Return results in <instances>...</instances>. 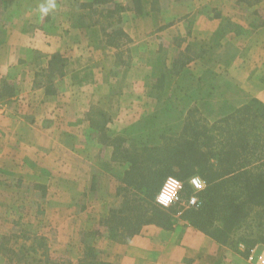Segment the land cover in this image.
Masks as SVG:
<instances>
[{"label":"crops","instance_id":"0c3cea01","mask_svg":"<svg viewBox=\"0 0 264 264\" xmlns=\"http://www.w3.org/2000/svg\"><path fill=\"white\" fill-rule=\"evenodd\" d=\"M139 1L140 14L131 0L94 11L86 6L91 0H0V180L5 171L30 175L33 164L38 178L51 179L42 165L61 166L65 158L83 167L82 142L89 161L103 153L109 165L111 139L127 136L132 123L170 113L137 106L154 99L131 90L150 75L165 88L182 85L185 98L191 91L195 113L210 123L253 99L264 103V0ZM117 7L110 19L107 12ZM114 29L120 39L111 38ZM54 56L63 70L42 81ZM179 57L192 59L175 75ZM47 146L54 157L43 162L39 153L40 164L33 154ZM240 235L230 246L187 223L170 230L147 225L126 244H98L105 242L113 264H259L264 241L253 234L241 243ZM0 263L6 264L1 254Z\"/></svg>","mask_w":264,"mask_h":264},{"label":"trees","instance_id":"16d2710c","mask_svg":"<svg viewBox=\"0 0 264 264\" xmlns=\"http://www.w3.org/2000/svg\"><path fill=\"white\" fill-rule=\"evenodd\" d=\"M110 2L113 0H91L86 6L94 11V7ZM131 3L140 14V1L131 0ZM117 9L120 10L117 7L107 12L110 19ZM111 38L120 39V29H114ZM190 59L177 60L172 73L179 75ZM63 67L62 61L54 56L48 70L50 75L59 74ZM161 81L159 89L163 88ZM156 99L159 102L160 98ZM193 109L196 112L195 107ZM193 111L188 110L184 126L167 128L169 133L160 130L156 142L149 139L154 135L151 134L156 126L153 123L140 129L142 133L146 131L143 141L110 142L112 159L125 167L115 194L120 201L99 223L104 230L94 228L85 233L79 264H113L95 246L99 239L126 244L147 225L172 229L175 224L172 209L162 208L155 202L163 181L169 176L184 182L196 175L206 185L202 206L197 211L186 210L182 216L187 217L190 226L223 245L231 246V237L240 232L237 240L241 243L249 242L248 236L253 234L264 241L261 223L264 216V103L253 99L208 128L197 123ZM154 119L155 115L149 117L146 124ZM217 133L219 142H215ZM253 222L256 228L252 227ZM88 239L91 241L87 242ZM38 242L43 244L44 240ZM27 249L37 253L34 245Z\"/></svg>","mask_w":264,"mask_h":264},{"label":"rangeland","instance_id":"374dc122","mask_svg":"<svg viewBox=\"0 0 264 264\" xmlns=\"http://www.w3.org/2000/svg\"><path fill=\"white\" fill-rule=\"evenodd\" d=\"M198 52L195 51L194 53ZM179 59L184 58L179 57ZM156 70L161 72L160 69ZM50 77L51 75L46 73L42 81ZM259 78L264 83V66L260 69ZM154 80L150 75L145 84L131 87L132 92L138 90L140 94L147 96L151 94L154 97L153 102L149 100L150 103L136 104L137 106L146 105L148 108L156 107L157 109L168 107L170 113L164 115L162 112L157 113L155 115L156 119L148 121L147 124V119L142 124L132 123L131 127L128 126L129 128L126 130L127 136L114 137L118 139L113 140V138L111 142H122L124 140L129 144L143 141L146 131L142 133L140 129L152 123L156 126L151 130V134L154 133V135H151L149 139L151 142H156L159 140L157 134L160 130L169 133L170 131L167 128L174 126L178 128L185 125L187 113L183 114V112L193 111L194 105L191 102L193 93L191 94V91H189L185 98V91L181 88L182 85L175 84L176 87L174 86V88L163 86L162 89H159V81ZM167 93L171 95V98L163 103L167 98ZM156 97L160 98L159 102ZM128 104L133 105L132 103ZM157 112H160V110H157ZM193 112L195 113V111ZM193 117L198 120L197 123L202 127L206 126L208 128V125L214 123H210L197 113ZM224 117L226 116L221 117V119ZM140 125V129H136ZM216 138L217 141L215 142H219L218 133ZM120 139L122 140L120 141ZM201 141L203 140L201 139ZM67 143L64 142L65 147ZM81 144L79 147L85 157L83 161L85 165L79 167L75 163L73 166L71 163L74 161L71 158H65L68 160L57 167L50 164L42 165L43 169H48L51 179L38 178L35 175L37 166H33L36 164L30 166V175H24V170H17L11 174L5 173L6 171L1 172L4 178L0 180V254L5 259L6 264H63L68 257H81L82 240L86 239L85 233L94 228L104 230L102 226H99V223L107 216L112 207L119 204L120 200L116 198L115 194L116 189L121 184L119 180L123 176L125 167L121 164L120 166L117 165L118 162L114 161L112 157V163L105 164L103 153L101 157L89 161V153L87 152L91 149L89 150L87 142ZM39 153L41 159L44 160L43 162L52 160L54 157L53 149H48V146L44 150H36L33 158L35 159ZM37 162L40 163L38 160ZM75 177L78 180H75ZM85 178L86 180H83ZM188 180L182 182L183 188L179 200L169 207L172 209L173 220L176 225L182 223L189 225L188 220H186L187 217L186 219L182 218L184 212L186 210L197 211V209L188 208L186 204L188 197L193 194ZM197 196L203 204V191L198 193ZM42 239L44 240L43 244L38 242ZM36 240L38 241L36 242ZM99 240L95 243V246L102 250L105 244L104 241L109 240L102 239L104 241L98 244L101 242V239ZM90 241L87 240V242ZM30 245L36 247L37 253L33 254L27 249ZM43 252L48 257L43 255ZM103 252L107 260V253Z\"/></svg>","mask_w":264,"mask_h":264},{"label":"built area","instance_id":"2783aa9c","mask_svg":"<svg viewBox=\"0 0 264 264\" xmlns=\"http://www.w3.org/2000/svg\"><path fill=\"white\" fill-rule=\"evenodd\" d=\"M188 184L192 188L193 194H191L186 200L187 207L191 209H199L202 203L197 194L204 191L206 185L198 176L189 178ZM182 188V182L175 177L169 176L165 178L156 195V204L162 208L171 207L179 200ZM259 264H264V253L259 258Z\"/></svg>","mask_w":264,"mask_h":264},{"label":"clouds","instance_id":"9594fccd","mask_svg":"<svg viewBox=\"0 0 264 264\" xmlns=\"http://www.w3.org/2000/svg\"><path fill=\"white\" fill-rule=\"evenodd\" d=\"M49 7H54V5L50 4ZM41 11L47 12L48 11V8H42Z\"/></svg>","mask_w":264,"mask_h":264}]
</instances>
